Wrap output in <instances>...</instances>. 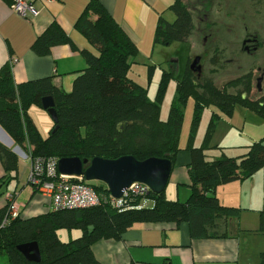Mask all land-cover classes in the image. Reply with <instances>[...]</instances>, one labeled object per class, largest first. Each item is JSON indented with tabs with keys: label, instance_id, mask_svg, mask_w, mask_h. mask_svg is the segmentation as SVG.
Segmentation results:
<instances>
[{
	"label": "trees",
	"instance_id": "16d2710c",
	"mask_svg": "<svg viewBox=\"0 0 264 264\" xmlns=\"http://www.w3.org/2000/svg\"><path fill=\"white\" fill-rule=\"evenodd\" d=\"M168 9L173 11L175 18L172 22L158 18L154 41L165 46L187 41L194 28L187 4L184 0H173ZM75 29L95 51H80L86 67L75 75L70 91L54 85L50 77L17 84L9 63L0 68V127L28 158L59 160L78 157L91 160L94 157L116 159L130 155L141 161L168 155L173 165L181 151L178 134L182 124L181 108L187 95L195 97L196 119L204 105H215L231 113L236 103L264 119V84L260 85L259 96L255 99L249 96L248 81L245 96L228 88L217 91L209 82L194 86L190 79L192 71L188 69L190 61L187 60L168 118L162 121L159 103L151 101L146 90L126 76L127 61L136 53V43L98 0L88 2L75 23ZM67 43L75 48L62 28L52 23L35 38L31 50L43 56L48 55L53 46ZM166 76L175 78L171 68ZM247 79H237L228 85L237 88ZM161 92L160 87L157 99ZM47 96L54 101L58 121L52 124L49 134L42 137L28 115V109L31 106L42 108L41 99ZM213 126L214 119L209 123L201 147L186 149L189 152L190 190L186 201L168 200L164 190L145 199L129 198L123 208L101 201L83 209L53 210L50 207L48 212L30 218L18 215L0 227V258L3 257L6 264H101L91 251L92 244L103 239L118 240L128 228L139 222L176 225L185 222L194 239L224 236L219 234L220 223L226 226L229 219L236 220L240 209L223 206L216 188L235 179H249L263 169L264 144L262 141L253 142L238 159L222 155L208 160L204 149L208 148ZM17 161L15 154L0 145V163L4 171L0 188L13 178ZM90 186L102 197L108 195L106 186ZM146 199L153 200L151 206L140 205ZM7 207L6 203L0 211V224ZM60 229L78 230L80 235L63 241L58 235ZM260 230H264V221L260 222ZM33 242L40 254L38 263L27 260L17 250L19 245ZM261 264H264V253L261 254Z\"/></svg>",
	"mask_w": 264,
	"mask_h": 264
},
{
	"label": "crops",
	"instance_id": "0c3cea01",
	"mask_svg": "<svg viewBox=\"0 0 264 264\" xmlns=\"http://www.w3.org/2000/svg\"><path fill=\"white\" fill-rule=\"evenodd\" d=\"M22 1L31 3L38 11L37 15L27 14L26 17H21L12 9L15 0H0V68L9 63L13 80L17 84L50 77L54 85L67 92L70 91L75 75L86 67L80 51L82 49L95 51L75 29L76 21L90 0ZM98 1L126 30L132 40L139 43L142 42V38L139 37L146 35L149 37L160 13L168 10L173 2V0ZM89 17L95 19L92 14H89ZM52 23H56L62 28L75 48L68 43L59 44L53 46L48 55L35 54L31 50V45L35 38ZM258 96L259 94L256 98ZM38 112L37 106H31L28 109V115L40 135L45 137L42 134L43 128L38 123V118L34 117ZM255 117L257 127L264 129V119L256 114ZM49 124L47 119L41 123L44 129ZM51 128L52 125L48 131ZM251 141H262L264 144V134H261L258 140L252 136ZM0 145L9 149L18 158L16 173L8 183L0 188V211L7 203L6 193L15 192L14 201L21 218H30L48 212L50 210L49 199L28 184L29 158L20 151V148L14 144L1 127ZM249 146H241L244 152L240 156L247 152ZM208 150L206 151L213 155L205 153L208 160L220 157L218 151L214 154ZM188 162L189 152L180 151L172 165L168 180L169 184H176V189L182 188L185 193H190ZM262 170L264 172L263 168L249 178L251 180L250 187H252L249 188V194L255 204L256 195L253 188H255L257 180L260 179L261 187L255 190L263 192V197L259 196L262 197L261 206L264 208V173L262 179L260 174ZM3 175L4 171L0 163V178ZM142 202L141 206H151L150 202H146V205ZM243 221V217L240 221L238 217L236 220L229 219L226 226L220 223L219 228L222 231L219 234L224 236L204 239L192 238L185 222L179 225L170 222H139L128 228L118 240L96 241L92 244L91 251L101 264H261L264 246L259 247V256L252 252L251 242L242 234L243 231H246L241 228ZM79 235L78 230L69 232V238Z\"/></svg>",
	"mask_w": 264,
	"mask_h": 264
},
{
	"label": "rangeland",
	"instance_id": "374dc122",
	"mask_svg": "<svg viewBox=\"0 0 264 264\" xmlns=\"http://www.w3.org/2000/svg\"><path fill=\"white\" fill-rule=\"evenodd\" d=\"M184 3L192 14L194 26L187 41L173 42L168 46L156 43L154 27L149 37H139L142 38L140 43L135 41L136 53L127 61L129 67L126 76L143 87L151 101L159 103V118L162 121L168 118L187 60L195 63L194 71L190 74L194 86L209 82L217 91L228 88L231 92L245 96L244 88L248 81L249 96L255 99L260 93L257 78L261 79L260 85L264 84V0H184ZM159 17L172 22L175 15L168 9L160 13ZM169 68L174 72L175 78L166 76ZM244 77L248 79L243 80L237 88H230L228 85ZM160 87L162 92L157 99ZM38 111L39 114L34 117L38 118V123L43 128V136H47L53 124L52 119L42 108L38 107ZM181 112L182 124L178 134V147L181 151H187L189 147H201L212 119L214 126L210 131L208 148L204 149L207 155L210 154L206 150L210 149L208 151L214 154L218 151L219 156L238 159L244 152L241 146L251 145L252 136L258 140L264 134V129L255 124L257 120L254 112L239 103L235 104L231 113H226L215 105H204L196 119L195 97L187 95ZM46 119L50 124L44 129L41 123ZM263 173L262 170L261 179ZM250 182V179H235L219 184L216 194L223 206L240 209L239 221L243 217L241 228L246 230L242 234L251 242L252 252L259 256V247L264 246V230L261 231L259 227L260 221H264V208L261 206L263 192L255 189L261 187L262 182L258 179L253 188L255 204L249 194L252 188ZM89 183L105 186L100 181ZM179 189H176V184L168 183L165 196L169 200L186 201L189 193ZM146 202L152 205L153 200L147 199L142 203L146 205ZM58 234L63 241L69 240L68 230L60 229ZM0 264H6L3 257L0 258Z\"/></svg>",
	"mask_w": 264,
	"mask_h": 264
},
{
	"label": "water",
	"instance_id": "95a60500",
	"mask_svg": "<svg viewBox=\"0 0 264 264\" xmlns=\"http://www.w3.org/2000/svg\"><path fill=\"white\" fill-rule=\"evenodd\" d=\"M193 65L195 63L191 64V68ZM260 80V78L256 80L258 91H260ZM41 107L48 112L52 122L57 123L58 119L52 97H43ZM20 151L22 150L20 149ZM57 170L59 174L64 176H82L86 181H100L105 184L112 197L120 198L133 183L147 185L152 194L162 193L168 183L172 163L168 155L150 157L141 161L130 155L116 159L94 157L91 160L71 157L59 159ZM17 250L31 262L38 263L40 261L39 250L34 242L19 245Z\"/></svg>",
	"mask_w": 264,
	"mask_h": 264
},
{
	"label": "built area",
	"instance_id": "2783aa9c",
	"mask_svg": "<svg viewBox=\"0 0 264 264\" xmlns=\"http://www.w3.org/2000/svg\"><path fill=\"white\" fill-rule=\"evenodd\" d=\"M60 1V0H50ZM12 9L21 17L27 14L37 15L38 11L31 3L15 0ZM30 172L28 184L36 191L47 197L53 210L83 209L93 207L101 201H106L115 208L126 207L129 198H147L152 194L150 188L142 183H133L123 192L122 197L114 198L108 192L106 197L97 194L82 176L69 177L58 173V160L52 157L29 158ZM7 211L1 221L0 227L7 225L18 216V207L14 201L16 193H6Z\"/></svg>",
	"mask_w": 264,
	"mask_h": 264
},
{
	"label": "flooded vegetation",
	"instance_id": "af4514ba",
	"mask_svg": "<svg viewBox=\"0 0 264 264\" xmlns=\"http://www.w3.org/2000/svg\"><path fill=\"white\" fill-rule=\"evenodd\" d=\"M190 64H191V63H189V65H188V69L191 70V71H194L193 68H191V65H190ZM182 72H183V71H182Z\"/></svg>",
	"mask_w": 264,
	"mask_h": 264
}]
</instances>
